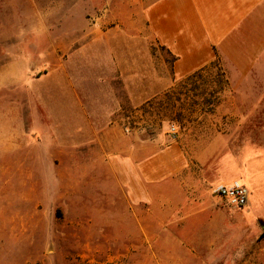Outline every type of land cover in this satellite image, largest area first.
Listing matches in <instances>:
<instances>
[{
    "label": "rangeland",
    "instance_id": "obj_1",
    "mask_svg": "<svg viewBox=\"0 0 264 264\" xmlns=\"http://www.w3.org/2000/svg\"><path fill=\"white\" fill-rule=\"evenodd\" d=\"M111 2L0 0V264H264V178L261 189L247 182L251 167L264 165V106H238L218 64L191 80L177 79L173 56L141 17L142 0ZM46 33L69 35L64 60L71 68H84L82 171L35 166L32 154L39 150L33 148L52 147L41 119L36 128L45 131L44 144L34 142L31 130L26 140L17 137L16 107L21 108L24 93L22 114L29 122L30 92L21 66L6 65L21 51L29 59L36 35ZM19 85L27 88L22 92ZM52 103L60 114L63 101L57 93ZM108 110L125 133L141 139L171 140L176 126V140L210 195L204 212L198 211L191 244L167 243L157 234L145 242L136 221L127 233L115 216L125 207L116 201L112 176L91 167L97 151L91 124L105 126ZM72 157L76 164L77 156ZM233 181L253 195L248 207H233L212 194L217 184Z\"/></svg>",
    "mask_w": 264,
    "mask_h": 264
},
{
    "label": "crops",
    "instance_id": "obj_2",
    "mask_svg": "<svg viewBox=\"0 0 264 264\" xmlns=\"http://www.w3.org/2000/svg\"><path fill=\"white\" fill-rule=\"evenodd\" d=\"M142 2L141 17L149 34L173 56L172 70L177 79L218 64L237 93L238 106H264V0ZM35 38L38 44L31 50L29 59L21 51L6 65L8 69L16 64L21 66L30 92L29 122L22 114L27 108L24 93H21V108L16 107L17 137L26 140L31 130L36 134L34 139L31 135L29 138L44 144L45 131L36 128L41 119L47 128L45 133L51 135L48 134L52 147L33 148L39 150L32 154L35 166L85 170L84 68H71L69 61L64 60L69 54V35L46 33ZM41 58H45L48 70L44 71ZM40 72H43L41 76ZM25 85L18 88L23 92ZM55 93L63 101L61 115L55 112L52 103ZM105 112L102 120L105 126L95 128L91 124L97 147L96 161L91 167L107 170L112 176L119 192L116 201L125 207V212L115 216L125 225L127 233L133 232L136 221L145 242L150 241L151 234H157L167 243L191 244L198 211L204 212L210 195L204 192L205 183L195 178L196 171L184 145L177 140H146L138 134L125 133L113 119V112ZM17 152H22L21 148ZM73 154L78 159L76 164L71 161ZM251 170L247 182L252 181V185L261 189L263 184L259 181L264 178V165L255 164ZM156 240L159 241L157 237Z\"/></svg>",
    "mask_w": 264,
    "mask_h": 264
},
{
    "label": "built area",
    "instance_id": "obj_3",
    "mask_svg": "<svg viewBox=\"0 0 264 264\" xmlns=\"http://www.w3.org/2000/svg\"><path fill=\"white\" fill-rule=\"evenodd\" d=\"M172 139L176 140L178 137V130L176 126L171 128ZM213 194L222 201L236 208H245L250 205L251 193L249 189L239 181H233L229 184L220 183L212 188Z\"/></svg>",
    "mask_w": 264,
    "mask_h": 264
},
{
    "label": "trees",
    "instance_id": "obj_4",
    "mask_svg": "<svg viewBox=\"0 0 264 264\" xmlns=\"http://www.w3.org/2000/svg\"><path fill=\"white\" fill-rule=\"evenodd\" d=\"M213 65H215V64H213ZM213 65H211V66H213ZM208 68V67H207ZM207 68H203V69H201V70H199V71H197L196 73H194L193 75H191V76H189V77H187L185 80H191V79H193L194 77H196V76H198L200 73H202V72H204ZM227 81V80H226Z\"/></svg>",
    "mask_w": 264,
    "mask_h": 264
}]
</instances>
